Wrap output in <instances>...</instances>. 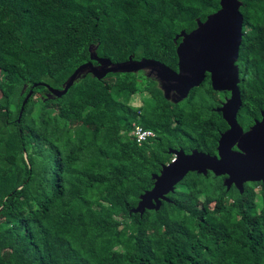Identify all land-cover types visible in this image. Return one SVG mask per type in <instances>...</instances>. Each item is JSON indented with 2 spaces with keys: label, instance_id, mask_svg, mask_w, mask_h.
Instances as JSON below:
<instances>
[{
  "label": "trees",
  "instance_id": "trees-1",
  "mask_svg": "<svg viewBox=\"0 0 264 264\" xmlns=\"http://www.w3.org/2000/svg\"><path fill=\"white\" fill-rule=\"evenodd\" d=\"M241 1L240 121L251 123L264 109V0ZM219 8L0 0V264H264V181L242 193L223 175L190 172L158 210L132 211L170 149L217 153L228 123L208 81L179 103L145 70L89 73L54 98L39 84L63 88L92 46L114 63L134 55L177 70L176 35ZM136 125L156 137L137 142Z\"/></svg>",
  "mask_w": 264,
  "mask_h": 264
},
{
  "label": "water",
  "instance_id": "water-1",
  "mask_svg": "<svg viewBox=\"0 0 264 264\" xmlns=\"http://www.w3.org/2000/svg\"><path fill=\"white\" fill-rule=\"evenodd\" d=\"M220 8L208 15L206 20L197 19V27L190 32L180 31L175 41L181 38L177 46L178 69L154 58L135 59L114 63L109 58L100 57L96 47H91V60L80 65L64 83L63 88H48L46 97L54 98L65 95L79 79L91 73L103 79L109 73L138 72L145 70L154 77L163 90L165 97L179 103L185 100L192 89L199 87L207 72L212 74L213 87L216 90H231L232 96L219 110L223 112L229 128L219 139L218 154L198 149L187 153L183 148L170 149L174 159L163 166L161 172L153 174L155 183L152 189L140 196L138 205L132 210L144 214L147 209L158 210L163 200H170L169 193L176 190L178 184L190 172L207 175H227L224 184L227 189L232 185L243 193L245 183L264 181V112L250 130L244 131L237 119V112L242 106L239 87L240 69L237 61L244 36V16L241 12V0H219ZM96 62V63H94ZM35 84L34 86H37ZM30 90L22 104L20 117L29 98ZM238 145L239 149L233 147Z\"/></svg>",
  "mask_w": 264,
  "mask_h": 264
},
{
  "label": "flooded vegetation",
  "instance_id": "flooded-vegetation-1",
  "mask_svg": "<svg viewBox=\"0 0 264 264\" xmlns=\"http://www.w3.org/2000/svg\"><path fill=\"white\" fill-rule=\"evenodd\" d=\"M237 65L239 66L238 62H236ZM239 69H240V66H239ZM210 84V87L212 88V91H213V94H215L217 96L214 97V99L217 101V103H215V106L212 107V110L214 111H217L219 113H221L222 117L224 118L223 116V112H221L219 110V108H221L229 99L230 97L232 96V91L231 90H216L214 87H213V83H212V74L210 72H207L206 73V76H205V80L203 81V83L207 82ZM240 82H241V73H240ZM240 84V83H239ZM240 87V86H239ZM192 92V91H191ZM242 95V94H241ZM187 99V98H186ZM242 108V106H241ZM239 109L238 112H237V119H238V122L240 123V125L243 127L244 131H248L251 129V127L259 120H261L263 118V112H264V109L261 110V115L260 117H256V118H253V121L250 123H243L242 121H240V118L242 116V109ZM225 119V118H224ZM227 122V121H226ZM228 123V122H227ZM228 128H229V124H228ZM218 146H219V142H218ZM218 146H217V153H215L214 155H217L218 154ZM234 150H238L239 147L238 145L236 144L234 147H233ZM224 176V180L227 178V175H223ZM236 186V185H235ZM237 187V186H236Z\"/></svg>",
  "mask_w": 264,
  "mask_h": 264
},
{
  "label": "built area",
  "instance_id": "built-area-1",
  "mask_svg": "<svg viewBox=\"0 0 264 264\" xmlns=\"http://www.w3.org/2000/svg\"><path fill=\"white\" fill-rule=\"evenodd\" d=\"M131 135L136 139L137 142L151 141L156 137V133L153 130L145 129L140 125L134 126L131 131Z\"/></svg>",
  "mask_w": 264,
  "mask_h": 264
},
{
  "label": "rangeland",
  "instance_id": "rangeland-1",
  "mask_svg": "<svg viewBox=\"0 0 264 264\" xmlns=\"http://www.w3.org/2000/svg\"><path fill=\"white\" fill-rule=\"evenodd\" d=\"M142 98L143 96L139 94V95H136L135 98H133V101H135V103H139ZM195 99H196V103L200 102V98L198 96Z\"/></svg>",
  "mask_w": 264,
  "mask_h": 264
}]
</instances>
